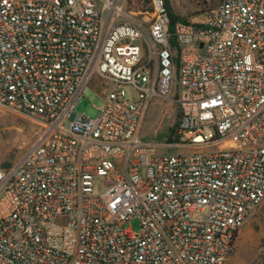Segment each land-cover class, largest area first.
<instances>
[{"label":"built area","instance_id":"obj_1","mask_svg":"<svg viewBox=\"0 0 264 264\" xmlns=\"http://www.w3.org/2000/svg\"><path fill=\"white\" fill-rule=\"evenodd\" d=\"M93 76L91 118L74 110ZM156 98L180 112L164 146L195 152L140 139ZM0 107L40 127L0 168V264H228L264 201V0L172 31L162 0L142 21L121 0H0Z\"/></svg>","mask_w":264,"mask_h":264},{"label":"rangeland","instance_id":"obj_2","mask_svg":"<svg viewBox=\"0 0 264 264\" xmlns=\"http://www.w3.org/2000/svg\"><path fill=\"white\" fill-rule=\"evenodd\" d=\"M221 0H169L172 12L191 21L207 9L220 3ZM124 11L137 20H147L155 7V0H121ZM109 84L98 76H93L85 87L83 95L75 107L77 114L94 118L104 105V97L108 93ZM125 98L136 101L138 94L131 86L125 87ZM179 107L174 102L154 99L149 105L140 128V139L163 145L160 152L165 154H189L196 150L164 146L166 134L170 127L176 125ZM39 125L32 119L0 107V168L14 165L33 144ZM227 143L224 146H230ZM219 147H214V149ZM1 197V193H0ZM207 212L204 209L202 214ZM125 228L139 232L137 219L127 223ZM228 264H264V201L250 212L240 229L233 253Z\"/></svg>","mask_w":264,"mask_h":264},{"label":"trees","instance_id":"obj_3","mask_svg":"<svg viewBox=\"0 0 264 264\" xmlns=\"http://www.w3.org/2000/svg\"><path fill=\"white\" fill-rule=\"evenodd\" d=\"M162 1L164 2V5H165V7L168 11L169 17H170V30L171 31L174 29V26L177 22H184V23L189 22L188 19H186L185 17L178 16L172 12L169 0H162ZM151 11H154V9H151ZM173 45H175L174 42H173ZM179 120H180V112H179V117H178V121H177L176 125H174L173 127H170L169 131L166 134V138H167L168 143L179 142V135H178ZM12 166H9V167L7 166L6 169L11 168Z\"/></svg>","mask_w":264,"mask_h":264}]
</instances>
